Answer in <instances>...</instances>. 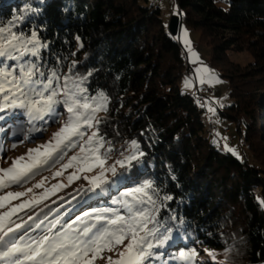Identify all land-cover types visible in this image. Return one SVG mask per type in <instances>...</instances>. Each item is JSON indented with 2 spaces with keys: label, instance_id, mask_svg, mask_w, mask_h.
<instances>
[{
  "label": "trees",
  "instance_id": "trees-1",
  "mask_svg": "<svg viewBox=\"0 0 264 264\" xmlns=\"http://www.w3.org/2000/svg\"><path fill=\"white\" fill-rule=\"evenodd\" d=\"M175 1L182 25L199 31L210 45L211 67L229 78L233 102L221 114L237 123L257 165L226 151L208 133L205 103L200 106L197 95L179 86L187 70L183 46L169 32L160 7L148 0H0V22L24 17L16 30H36L48 44L42 62L56 67L59 59L67 72L76 61L79 75L92 72L89 93L103 91L110 98L101 114L102 134L122 150L135 140L144 153L116 177L122 182L111 195L151 179L160 196L173 197L160 218L170 226L183 221L154 264H183L174 257L190 248L220 251L222 264H259L264 262V0ZM230 51H247L253 61L233 62ZM1 114L11 125L27 119L20 109ZM14 129L8 128V136ZM88 200L79 193L53 218L70 221L98 207ZM172 215L176 221L168 219Z\"/></svg>",
  "mask_w": 264,
  "mask_h": 264
},
{
  "label": "snow or ice",
  "instance_id": "snow-or-ice-1",
  "mask_svg": "<svg viewBox=\"0 0 264 264\" xmlns=\"http://www.w3.org/2000/svg\"><path fill=\"white\" fill-rule=\"evenodd\" d=\"M23 20L20 16L7 24L0 22V113L22 111L31 127H17L11 134H22L25 139L35 132L46 131L36 127L35 122H58L60 107L67 113V120L45 143L29 148L9 167H0V264H96L98 259L105 260V264H154L162 259L160 250L169 247L174 228L179 231L183 221L170 226L160 218L161 209L167 208V202L173 197L160 196L151 179L120 191L111 201L116 207H93L70 221H65L63 216L49 220L59 209L53 210L48 205L45 207L49 210L42 218L40 213L28 215L27 219L20 216L21 212L44 204L57 191L80 179L87 182V187L81 186L77 191L89 199L90 194L99 199L122 182L114 178L123 177L144 156L135 140L127 148L118 150L106 139L101 130L106 121L100 114L108 111L110 98L103 91L89 93L86 85L92 72L79 75L75 71L76 61L64 72L59 67V59L56 67H48L41 59V51L48 44L41 40L39 33L16 30ZM183 37L195 63L198 56L190 47L187 30L183 31ZM196 73L201 84L220 82L206 66L198 67ZM185 86L191 87L192 81L186 80ZM208 111L214 113L215 109L209 107ZM4 119L0 115V121ZM4 132L5 128L0 127V133ZM11 147L14 149L17 145L13 143ZM225 147L238 156L235 149ZM76 148L79 151L69 157L68 153ZM0 150H4L2 144ZM57 165L59 168L52 173V179L74 169L67 176L68 184L58 182L45 187L49 179L45 176L25 191H6L13 186L24 187ZM34 189L43 191L13 205L14 200L28 196ZM260 203L264 205V200ZM168 219L176 221L175 215ZM105 252L114 253L115 258L104 256ZM198 255L195 248H190L179 251L174 258L183 264H196ZM208 255L216 260L215 252Z\"/></svg>",
  "mask_w": 264,
  "mask_h": 264
},
{
  "label": "rangeland",
  "instance_id": "rangeland-1",
  "mask_svg": "<svg viewBox=\"0 0 264 264\" xmlns=\"http://www.w3.org/2000/svg\"><path fill=\"white\" fill-rule=\"evenodd\" d=\"M148 4L158 6L161 9L162 16L167 23V28L170 19L178 13V6L175 0H148ZM187 30L188 32V40L190 41V47L191 49L197 54L198 59H196V62L193 63V57L188 51V47L184 43V37H183V31ZM178 41L182 44L184 54L187 61V70L183 78L181 79L179 86L182 91L189 92L191 94L197 95L198 103L200 106L202 105L201 97L198 96L197 88L200 89V94L204 97H202L205 101L204 110H203V118L207 124V127L209 128L208 133L211 135L215 143H219V140L222 141L224 145V149L227 151L225 145L227 147L235 149L236 153L238 154L237 157H239L241 160H247L250 164L257 165L258 162L252 155V152L248 149V147L245 145V142L243 140V137L240 136V134L237 131V123L233 122L230 119H227L222 116L221 111L226 106L230 105L233 102V98L230 95V89H229V78L222 75L221 71H218L216 68L211 67L210 65V45H208L206 42L201 40V34L199 31L192 29L191 27L187 25H182L180 28V31L175 36ZM230 59L233 62L240 63V64H248L249 62L253 61V56L247 52H229ZM211 69L212 72L215 74V76L220 81L219 83H204L201 84L198 78V75L196 73V69L198 67H204ZM191 80L192 86L186 87L185 81ZM207 86L208 89L203 90V87ZM204 104V103H203ZM211 107L215 109V112L208 111V108ZM58 112L60 113L59 121L56 123L49 122L48 126H45L46 131L41 132H35L33 133L28 139H25L22 134H18L16 136L10 135L8 136V128L12 127L16 128L23 126L25 128L31 127V125L28 124L27 119L23 120L21 122L17 121V125L10 123L9 118H5L4 120L0 121V127L5 128L4 133H0V144L3 145L4 150H0V167H9L12 163V161L22 155H25L27 153V150L29 148H35L40 144L45 143L47 140H49L52 137V134L61 127V125L67 120V113L63 110L62 107L59 108ZM103 114V113H101ZM100 114V115H101ZM3 116V114H1ZM27 118V117H25ZM47 118V117H46ZM35 126L39 128H44L41 124H38L35 122ZM245 126L242 125V131L244 132ZM231 136V137H230ZM15 143L17 145L16 148H12V144ZM116 149L122 150L119 146H115ZM79 149H73L68 153V156L75 154V152H78ZM117 158V155H113V159ZM67 161V158L65 162ZM109 163H112L110 160ZM59 165H57L56 169H53L52 171H44L40 175H37L34 180L30 181L28 184H26L24 187L19 186H13L11 188L6 189V191H25L26 188L32 187L33 184H35L37 181H39L43 177H48V181L45 184V187H50L51 184L63 182L65 184H68L67 176L74 171V169H68L65 171L64 175L61 177H58L56 179H52V173L56 170H58ZM89 175L95 174V173H88ZM118 180L117 178H115ZM81 186L87 187V182L83 179L77 180L70 184L68 187H65L63 190L57 191V193L54 196H51L48 200L44 202V204L39 205L36 208L31 209L30 211L21 212L20 216H22L24 219H27L28 215L35 216L36 213H40V217L42 218L44 213H47L49 210V207L53 210L56 209H65L67 206L71 205L72 202L76 201L78 198V194L80 192L77 191ZM118 190V188H117ZM43 191V189H34L33 193H30L26 197H22L20 200H14L13 205L20 204L24 200L30 199L34 194H37L39 192ZM113 193V192H112ZM63 197V199H61ZM75 197V199H73ZM118 197L117 193H114L111 195V193L104 195L103 197L97 199L95 196L88 200L89 204L94 202L96 206L98 207H115L116 205L112 204L111 201L113 198ZM260 200H264L263 197L260 198ZM53 201H56V203H53ZM45 205H48L49 207H45ZM62 205V207H61ZM43 208L44 212H40V209ZM58 210V211H59ZM55 211L52 215L49 216V220H52L54 215L58 212ZM77 212H80V210L75 211V214ZM74 214V215H75ZM73 215V216H74ZM46 221L45 223H47ZM127 243V241H125ZM208 252H215L216 260H212V258L208 255ZM104 256H113L115 258V254L111 252H105L103 254ZM222 257L223 253L220 251H211V250H202L199 255L196 257V264H222ZM96 264H105V260L98 259L96 261ZM264 264V262L259 263Z\"/></svg>",
  "mask_w": 264,
  "mask_h": 264
},
{
  "label": "water",
  "instance_id": "water-1",
  "mask_svg": "<svg viewBox=\"0 0 264 264\" xmlns=\"http://www.w3.org/2000/svg\"><path fill=\"white\" fill-rule=\"evenodd\" d=\"M181 26H182V14L179 9L178 13L170 19L168 24V30L173 36H176L180 31Z\"/></svg>",
  "mask_w": 264,
  "mask_h": 264
},
{
  "label": "built area",
  "instance_id": "built-area-1",
  "mask_svg": "<svg viewBox=\"0 0 264 264\" xmlns=\"http://www.w3.org/2000/svg\"><path fill=\"white\" fill-rule=\"evenodd\" d=\"M198 89V88H197ZM206 89H208V87H203V90H206ZM199 97H201V100H202V102L203 103H205V101H204V97L202 96V95H198ZM203 97V98H202ZM257 192H259V191H257Z\"/></svg>",
  "mask_w": 264,
  "mask_h": 264
}]
</instances>
